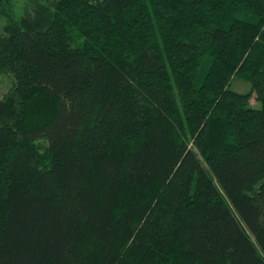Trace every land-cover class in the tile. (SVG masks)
Wrapping results in <instances>:
<instances>
[{"label": "trees", "instance_id": "1", "mask_svg": "<svg viewBox=\"0 0 264 264\" xmlns=\"http://www.w3.org/2000/svg\"><path fill=\"white\" fill-rule=\"evenodd\" d=\"M23 2L0 264H264V0Z\"/></svg>", "mask_w": 264, "mask_h": 264}, {"label": "rangeland", "instance_id": "2", "mask_svg": "<svg viewBox=\"0 0 264 264\" xmlns=\"http://www.w3.org/2000/svg\"><path fill=\"white\" fill-rule=\"evenodd\" d=\"M16 1V4L18 5V11H22L23 10V1L25 0H15ZM3 24V19L0 17V28ZM2 75H6V74H2ZM1 75V78H0V95H3L8 89L9 87L11 86V79L8 77V76H2ZM232 87L238 91H242V92H245V91H248L251 87V84L248 83V82H243L241 81V79H236L233 81L232 83ZM252 103L253 104H256V100H255V97L252 98ZM259 103L256 104V107H259Z\"/></svg>", "mask_w": 264, "mask_h": 264}]
</instances>
